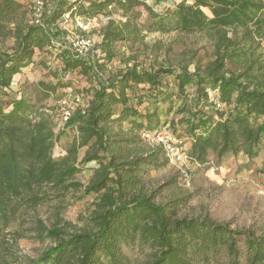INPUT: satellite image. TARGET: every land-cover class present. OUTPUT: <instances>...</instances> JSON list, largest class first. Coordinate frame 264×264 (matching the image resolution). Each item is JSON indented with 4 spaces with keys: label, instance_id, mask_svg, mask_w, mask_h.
<instances>
[{
    "label": "trees",
    "instance_id": "1",
    "mask_svg": "<svg viewBox=\"0 0 264 264\" xmlns=\"http://www.w3.org/2000/svg\"><path fill=\"white\" fill-rule=\"evenodd\" d=\"M44 2L41 23L33 24L22 1L0 0V37L14 40L10 53H0V264L16 263L19 236L7 241L8 227L51 196L72 193L93 198L85 226L75 230L58 217L49 228L35 221L37 238L52 245L31 264H264V230L180 217L185 197L156 202L159 192L147 190L145 175L163 165L166 152L160 145L146 150L142 138L167 128L174 146L200 166L240 154L251 164L264 160V70L251 50L264 38V0H180L162 11L146 0ZM66 12L105 22L100 58L62 49L55 24ZM152 33L203 34L214 59L194 71L189 63L134 65L105 77L118 43L132 47ZM55 51L62 77L38 58ZM41 66L49 81L35 93L12 90ZM73 75L89 81L83 91L90 99L56 131L57 112L48 115L42 104L58 90L59 98L73 93ZM82 92L76 95L85 99ZM86 172L83 184L78 177Z\"/></svg>",
    "mask_w": 264,
    "mask_h": 264
},
{
    "label": "rangeland",
    "instance_id": "2",
    "mask_svg": "<svg viewBox=\"0 0 264 264\" xmlns=\"http://www.w3.org/2000/svg\"><path fill=\"white\" fill-rule=\"evenodd\" d=\"M26 6L27 21L32 23L34 11L31 0H20ZM46 1V0H45ZM180 0H146L147 4L156 11L173 8ZM103 25L100 19L92 22L90 30L84 33L87 38L100 39L99 29ZM14 29V25L8 26ZM241 37L242 34H239ZM14 46L13 37H0V53H10ZM252 57L257 59L258 65L264 70V38H256L252 45ZM117 57L112 62L115 74L137 65L139 69L157 67H177L182 63H189L190 70L196 65L205 67L214 59L213 42L203 34L183 35L178 33L162 35L147 34L143 43L129 47L123 43L116 45ZM47 58V63L58 77H62L59 65L55 63V55ZM96 58V57H95ZM112 67V66H111ZM41 68L43 70H41ZM59 69V70H58ZM232 69H234L232 67ZM29 78H23L19 86L29 93H35L40 81H49V69L34 67L29 71ZM72 94H80L87 89L89 81L72 76ZM17 91V89H15ZM85 94L86 92L83 91ZM63 90L51 94L44 99L42 108L53 112L57 108ZM146 150L151 146L145 141ZM81 151L80 157L84 156ZM162 166L148 168L145 175V186L149 191H158L156 202L163 204L174 197L188 199L181 208L180 217L198 218L208 216L217 223L229 224L235 229H248L256 234L264 230V173L261 172L264 160L251 164L240 154L223 160H211L210 164L200 166L190 160L177 161L175 158H165L158 161ZM90 176L89 172L78 177L85 184ZM92 197L80 198L79 194L66 197L51 196L48 201L40 204L36 209L28 211L18 218L5 231L6 240H16L15 264H31L51 245L50 240H39L33 231L35 221H41L50 227L56 217L64 223H69L75 230L85 226L84 219L88 218L92 208ZM137 263L144 261L145 256H136Z\"/></svg>",
    "mask_w": 264,
    "mask_h": 264
},
{
    "label": "built area",
    "instance_id": "3",
    "mask_svg": "<svg viewBox=\"0 0 264 264\" xmlns=\"http://www.w3.org/2000/svg\"><path fill=\"white\" fill-rule=\"evenodd\" d=\"M81 0H71L75 3ZM33 24H40L43 12L45 10L44 0H35ZM97 19H86L81 17L72 16L71 12L64 13L61 18L55 24L56 28L63 31V45L62 49L68 51L76 57H100V52L97 44L99 41L93 38H87L84 33L90 30L92 22H96ZM87 105L84 103V99L80 95L69 94L62 97L57 103V116L56 119V131L64 129L68 121L72 118L73 114L77 110H85ZM48 115H52L51 112L45 111ZM142 138L152 147L160 145L164 148L166 156L168 158H175L177 161L190 160L181 149L174 146V139L165 128L161 133L151 135L147 133L142 134Z\"/></svg>",
    "mask_w": 264,
    "mask_h": 264
},
{
    "label": "crops",
    "instance_id": "4",
    "mask_svg": "<svg viewBox=\"0 0 264 264\" xmlns=\"http://www.w3.org/2000/svg\"><path fill=\"white\" fill-rule=\"evenodd\" d=\"M101 21L103 22V24L105 23L103 20H101ZM100 40H101V39H97V41H99V42H100ZM43 56H45V55L40 53V54L38 55V58L42 59ZM99 58H100V57H99ZM111 66H112V67H111ZM107 68H108V70H106V71L104 72L105 77H109V76L112 75V74H110L109 72L112 71V69L114 68V65L111 64V65H109ZM41 70H43V69L41 68ZM112 72L114 73V70H113ZM29 73H30V72L21 75V76L19 77V79H17V81L14 82V86H13V88H12L13 91H16L15 89H17V91L20 89V86H19V82H20V80H22L23 78H29ZM115 74H116V73H115ZM82 91H83V89H82ZM82 94H83V95H86V98L84 99V103L87 105V104H88V100L90 99V93L86 92V94H84V93L82 92Z\"/></svg>",
    "mask_w": 264,
    "mask_h": 264
}]
</instances>
